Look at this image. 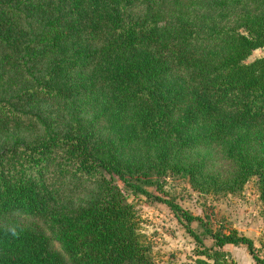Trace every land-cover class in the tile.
Returning a JSON list of instances; mask_svg holds the SVG:
<instances>
[{
  "label": "trees",
  "instance_id": "trees-1",
  "mask_svg": "<svg viewBox=\"0 0 264 264\" xmlns=\"http://www.w3.org/2000/svg\"><path fill=\"white\" fill-rule=\"evenodd\" d=\"M259 49L264 0H0V221H41L70 260L15 224L0 264H155L118 182L233 194L257 177L264 205ZM207 231L201 264H234L227 245L264 264L251 238Z\"/></svg>",
  "mask_w": 264,
  "mask_h": 264
},
{
  "label": "rangeland",
  "instance_id": "rangeland-1",
  "mask_svg": "<svg viewBox=\"0 0 264 264\" xmlns=\"http://www.w3.org/2000/svg\"><path fill=\"white\" fill-rule=\"evenodd\" d=\"M262 57L264 49H259L247 63ZM118 184L136 209L140 232L152 247L155 264H201L207 260L204 253L215 247V240L207 229L216 232L223 228L251 238L260 258L264 259V205L257 177L251 178L241 191L233 194L201 193L187 179L173 175L163 178L159 186L147 188V195H136L121 182ZM164 201L174 202L193 216L200 217L204 225L192 223L191 234L186 220ZM15 224L41 229L51 239L50 249L59 252L70 263L61 244L44 223L27 215L0 221V226L5 229ZM224 251L231 255L229 261L234 264H256L245 246L227 245Z\"/></svg>",
  "mask_w": 264,
  "mask_h": 264
}]
</instances>
